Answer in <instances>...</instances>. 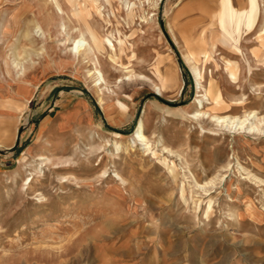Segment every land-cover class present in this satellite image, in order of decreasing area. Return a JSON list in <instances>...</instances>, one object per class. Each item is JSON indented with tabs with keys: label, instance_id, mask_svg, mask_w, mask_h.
I'll return each mask as SVG.
<instances>
[{
	"label": "rangeland",
	"instance_id": "374dc122",
	"mask_svg": "<svg viewBox=\"0 0 264 264\" xmlns=\"http://www.w3.org/2000/svg\"><path fill=\"white\" fill-rule=\"evenodd\" d=\"M228 3L0 0V264H264V0Z\"/></svg>",
	"mask_w": 264,
	"mask_h": 264
},
{
	"label": "bare ground",
	"instance_id": "6f19581e",
	"mask_svg": "<svg viewBox=\"0 0 264 264\" xmlns=\"http://www.w3.org/2000/svg\"><path fill=\"white\" fill-rule=\"evenodd\" d=\"M254 7H255V0H251L250 1L249 10L248 11H244V12H239L232 5L231 0H229V3L227 4V7L226 6L224 7V10H225L224 12H226V13L225 14L222 13L220 15V19H219L220 22H221L223 31L227 35L234 36L236 31H240V27H241L242 23H244V25H246V26L247 25L249 26V24H248V21L250 20V15L249 14L253 13ZM203 9L206 11V14H207V16L209 18L211 16V12L213 10L210 7H207V8L205 7ZM243 16H245V18H243ZM57 18H59V17H57ZM228 25L231 27L230 29H228V27H227ZM89 32H90V35H91V41L92 42L89 41V40L87 41L83 36L79 37V38H73L72 43H71V45L69 47V51H70V54H71L72 58L74 60H78V62L89 63V62L92 61L93 65H94V70H88V75L94 79L95 85L98 87V86L103 84L102 80H105L104 74L98 68V65L100 64V55L103 53V50L105 49V44H104V38L99 36L94 30H92L90 28ZM62 67H64V65L60 64V68H62ZM198 71H199V69H198ZM198 71L195 69L194 70V74H195L196 82L198 83L199 86H201V77H200V73ZM24 74L25 73H23V75ZM155 90H157V92L159 94H162V91H161L160 88H156ZM100 95H101V93H100ZM204 98H206L207 100H209V99H214L215 100L216 99L217 101H220V94H218L216 97L214 95H211V97H210V96H208V94H202L201 97L197 98V100H196L199 103V105L203 104V99ZM100 102L102 103L101 99H100ZM200 109H201V107H200ZM250 115L251 114L247 115L248 117H246L245 119H241V117H238V116H229V115L219 116V115H216V114H211V112L205 111V110H198L196 112V114H195V116H202V118H210L212 121H214L217 125H219L221 127H224L225 123H227L226 126H228L229 124H232V125H235V126L240 124L239 129L244 128L246 122L249 120ZM195 116H193V117H195ZM253 117H256L255 113L253 114ZM231 128H234V127H231ZM249 128H250V131H252V130L254 131V129H256L258 127H257V125L253 126V123H251ZM257 130H259V128ZM135 138L137 140L143 141V142L146 141V139H147V137L145 135V122L142 121V120L138 124L137 131L135 132ZM41 159H44V157H41ZM45 159H46V157H45ZM118 177H121V176L118 174ZM32 180H33V177H31L30 180H26V182H24V184H30Z\"/></svg>",
	"mask_w": 264,
	"mask_h": 264
},
{
	"label": "crops",
	"instance_id": "0c3cea01",
	"mask_svg": "<svg viewBox=\"0 0 264 264\" xmlns=\"http://www.w3.org/2000/svg\"><path fill=\"white\" fill-rule=\"evenodd\" d=\"M201 12L206 14V11L202 8ZM202 18H208L207 14L205 15V17ZM15 144L13 146H10L8 149L11 150L12 148H14Z\"/></svg>",
	"mask_w": 264,
	"mask_h": 264
}]
</instances>
